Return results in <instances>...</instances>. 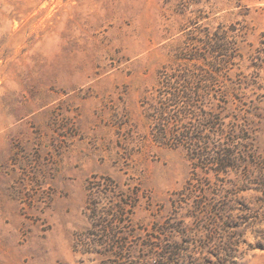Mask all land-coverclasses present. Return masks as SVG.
Returning <instances> with one entry per match:
<instances>
[{
	"label": "rangeland",
	"instance_id": "1",
	"mask_svg": "<svg viewBox=\"0 0 264 264\" xmlns=\"http://www.w3.org/2000/svg\"><path fill=\"white\" fill-rule=\"evenodd\" d=\"M205 30L227 35L210 84L219 96L228 89V102L254 104L253 147L264 168V0H0V264H140L156 225L184 222L202 234L188 206L172 205L192 176L187 153L152 140L143 101L162 71L192 65L176 54ZM202 175L195 202L254 203L255 193ZM93 176L135 194L119 255L81 251ZM96 202L109 209L112 201ZM254 207L248 222L235 218L237 231L209 229L216 245L235 238L237 264H264V204ZM192 232L196 264L214 263Z\"/></svg>",
	"mask_w": 264,
	"mask_h": 264
},
{
	"label": "trees",
	"instance_id": "2",
	"mask_svg": "<svg viewBox=\"0 0 264 264\" xmlns=\"http://www.w3.org/2000/svg\"><path fill=\"white\" fill-rule=\"evenodd\" d=\"M186 41L175 59L179 63L192 65H179L169 71H162L159 88L145 98L143 104L150 122L152 140L161 146L182 148L187 153L192 176L182 190L175 194L172 205L180 210L188 206L185 210L188 211L189 218L197 221L196 231L202 234H195L184 222L169 220L162 225H156L153 235L157 237L150 238L151 243H147L143 250L146 253L142 252L138 260L141 261L140 264H147L149 258H154V264H179L180 261L184 264H196L194 256L191 255L192 232L193 237L202 243L198 247L215 258L212 264H237L238 242L235 238L230 236L216 245L209 229L221 226L230 232L237 231L238 224L248 222L250 213L259 209L254 206L264 204V168L260 167L253 147L254 121L257 117L255 107L253 103L246 104L241 100L231 102L232 99L228 102V89L219 96L210 84L217 76V56L220 54L219 56L224 57L223 52L228 51L229 41L225 32L206 31L202 39L188 38ZM195 42H200L204 48L196 49ZM197 63L202 65L197 66ZM199 172L205 180L213 178L222 187L228 184L237 194L255 193L252 196L253 207L247 203H239L240 206L236 207V201L233 200L220 203L213 199L209 206L195 202L192 197L200 185L195 178ZM230 176L232 179L228 180ZM87 191L86 211L90 227L86 231V240L80 246L82 253L103 258L123 253L125 246L122 240L125 241V238L118 229L124 228L129 222L127 219L135 205V194L123 190L109 176H93L88 181ZM114 198L118 200L117 203L113 202ZM103 199L112 201L109 209L96 202ZM235 211L240 213L236 216ZM200 214L209 216L210 222L201 219L203 222L200 224ZM219 217H222L221 222ZM235 218L239 219L238 224H235ZM155 239L158 243L153 242ZM118 244L121 245L117 246ZM211 249L216 254L210 252Z\"/></svg>",
	"mask_w": 264,
	"mask_h": 264
}]
</instances>
